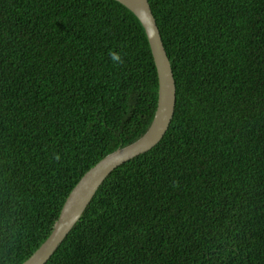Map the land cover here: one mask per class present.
I'll return each mask as SVG.
<instances>
[{"label":"trees","instance_id":"obj_1","mask_svg":"<svg viewBox=\"0 0 264 264\" xmlns=\"http://www.w3.org/2000/svg\"><path fill=\"white\" fill-rule=\"evenodd\" d=\"M149 1L174 116L44 264H264V0ZM159 84L120 1L0 0V264L26 260L82 175L146 132Z\"/></svg>","mask_w":264,"mask_h":264},{"label":"water","instance_id":"obj_2","mask_svg":"<svg viewBox=\"0 0 264 264\" xmlns=\"http://www.w3.org/2000/svg\"><path fill=\"white\" fill-rule=\"evenodd\" d=\"M138 17L146 33L159 75V100L154 119L146 132L108 152L91 166L66 197L58 220L48 237L20 264H44L78 222L107 176L130 158L152 149L164 136L175 112L177 85L172 61L164 47L149 0H118ZM146 13V14H145Z\"/></svg>","mask_w":264,"mask_h":264},{"label":"clouds","instance_id":"obj_3","mask_svg":"<svg viewBox=\"0 0 264 264\" xmlns=\"http://www.w3.org/2000/svg\"><path fill=\"white\" fill-rule=\"evenodd\" d=\"M108 55H109L111 61L113 62V64L119 65V64L124 63L123 57L121 56V54L119 52L109 50ZM57 159H59V157H57Z\"/></svg>","mask_w":264,"mask_h":264}]
</instances>
